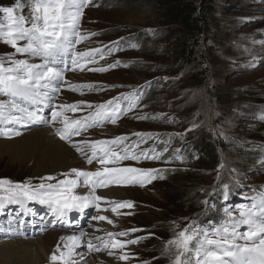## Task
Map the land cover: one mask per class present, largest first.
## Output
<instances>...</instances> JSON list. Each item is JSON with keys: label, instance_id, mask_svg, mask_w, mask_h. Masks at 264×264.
<instances>
[{"label": "rangeland", "instance_id": "1", "mask_svg": "<svg viewBox=\"0 0 264 264\" xmlns=\"http://www.w3.org/2000/svg\"><path fill=\"white\" fill-rule=\"evenodd\" d=\"M137 2L93 0L83 19V33L86 36L90 33L96 35L89 36L82 45L90 50L119 42L121 50L107 56V60H101L99 68L117 60L123 63L104 72L88 70L96 66H89L81 73L71 72L66 76L69 83H94L95 91L82 90L83 95L80 91H63L59 104L87 101L98 105L115 93L130 92L147 82L142 91L144 101L138 110L125 116L117 126L94 130L90 139L106 140L113 135L126 136L137 132L151 134L153 141H163L170 147L167 161L170 153L178 149H182V158L196 161L204 136L211 143L221 142L223 146L216 148L219 163L202 171L204 195L200 189L198 196L203 203L204 196L206 199L210 197L212 189L215 195L212 210L224 211L230 206L221 202V199L224 200L223 185H230L228 196L243 194L264 185V120L259 118L264 114V43H259L264 41V0H215L208 32L199 40L204 56L197 58V69L186 65L178 57V38L183 33L180 27L161 24L155 8L136 11ZM15 3V0H0V6ZM100 35L105 36L100 38ZM142 51L151 53L152 58L144 57ZM6 52H10L9 47L0 43V54ZM147 67L150 72H145ZM192 76H197V79ZM200 77H205V81ZM149 82H152L150 86ZM100 88L104 90H97ZM86 110L85 107L82 111ZM145 116L147 119L138 118ZM11 139L13 137L0 135V179L37 184L42 177L50 176L37 177L31 174L28 166L19 165V160L12 161L5 151L6 143L12 142ZM79 159L84 164L80 156ZM171 161L149 167L172 168L174 164ZM222 163L226 165L224 168L220 167ZM138 164L133 166L127 162L124 166L147 168L145 162ZM63 174L68 172H59L53 177L62 179ZM115 188L128 189L130 198L116 199L132 201L134 207L118 209L112 214L108 218L111 221L114 219L110 228L117 231L148 228V231L132 232L125 240L135 239L138 235L146 236L138 244L127 246L126 250H132L129 254L131 258L123 262L145 259L146 264H169V259L162 252L166 242L178 230L176 224L183 229L197 214L199 207L193 213L190 209L181 210L180 206L173 205L169 211L180 212L182 218L168 219L165 214L170 202L162 182L156 180L145 186L132 184ZM202 203L199 214L206 205L202 206ZM151 240L157 242L155 247H150ZM57 245L60 247V243H55L53 250L56 251ZM89 260L94 262L91 258Z\"/></svg>", "mask_w": 264, "mask_h": 264}, {"label": "snow or ice", "instance_id": "2", "mask_svg": "<svg viewBox=\"0 0 264 264\" xmlns=\"http://www.w3.org/2000/svg\"><path fill=\"white\" fill-rule=\"evenodd\" d=\"M93 5V0H31L30 17L24 15L25 5L22 0H16L13 6H0V43L10 47L13 51L0 54V96L7 100H0V135L6 138L20 136L21 132L13 125L29 126L32 123H57L61 125L55 129V135L60 140L69 143L76 152L86 157L89 165L95 161L100 165L94 171L73 168L70 173L75 178H69L64 174V179L56 180L55 183L46 181L55 180V177H42L41 183L33 185L28 183H14L6 179H0V210L8 205H18L25 209L24 215L32 213L33 219L28 221L22 219L18 214L14 218L16 227L11 224L4 231L8 238L13 234L23 232V225L31 223L38 226V231H44L49 225H63L64 220L70 213L89 215L86 210L95 208L100 211V201L104 200L96 195L99 187L110 185L129 186L139 184L145 186L157 179H163V173L168 169L139 168L132 166H109L119 165L123 160L139 162L143 160H159L161 153L155 149H144L137 155L132 151L139 144L131 146L125 144L127 136H117L110 140H80L73 141V137L81 136L90 128H94L108 121L115 124L117 119L128 111L135 109L140 102L142 92L121 93L117 97L93 105L87 101H78L73 104H53L57 93L67 81L64 77L66 70L75 71L79 68L85 70L86 64L96 63L97 53L103 49H90L87 51H76V45L88 39L80 28L85 8ZM19 10L20 14L17 15ZM120 51L119 42H113ZM259 43H264L261 41ZM132 47H137L133 45ZM109 49V54H111ZM23 58H17V57ZM103 58V56H101ZM39 59L40 63L35 60ZM69 62L71 68L69 69ZM117 60L115 63L101 68H89V71L104 72L122 64ZM127 66V65H125ZM167 80V78H164ZM152 82H149V86ZM71 91L83 89L93 90L95 85H68ZM103 91V88L97 89ZM32 104H44L51 108V121L36 119L38 114L29 106ZM87 107L90 111L87 115L78 119L70 118L65 113H75ZM7 110V115L5 111ZM147 119V117H138ZM264 120V114L259 117ZM137 137H151V134L133 133ZM146 142V140L144 141ZM120 145L124 147L117 148ZM84 147L91 150L88 155ZM167 151V149H165ZM182 149H178L179 153ZM226 165L222 163L221 168ZM235 171V170H233ZM238 179V177H237ZM81 180L84 186L90 188L87 195H78L77 187ZM224 199L227 200L230 185L225 184ZM214 193H211L212 195ZM113 213L118 209L132 208V201H111ZM206 205L210 201H204ZM47 206L51 219L39 217L32 205ZM215 207V205H213ZM239 217L233 215L230 208L224 210L226 219L219 223L215 220L208 221V227L202 225L198 220H191L183 229H176L171 239L166 242L163 255L169 259V264H264V197L257 204L251 200L244 208H239ZM130 214V213H129ZM92 220H108L103 215L91 216ZM187 219V218H184ZM69 223H72L70 220ZM141 231L132 228L120 233H107L109 240H103L102 247H97L91 240L87 241L88 252H99L111 247L112 249L124 250L130 244H138L143 237H137L127 241L115 239L116 236H127L131 232ZM86 234L80 231L79 235L73 234L61 237L64 241L63 250L57 246L56 251L50 256L52 264H78L74 259L80 256L84 259V253L77 251L84 246L82 237ZM100 240V237H96ZM195 243V247L193 244ZM109 255H112L109 252ZM131 257L128 253L119 256L122 261Z\"/></svg>", "mask_w": 264, "mask_h": 264}, {"label": "trees", "instance_id": "3", "mask_svg": "<svg viewBox=\"0 0 264 264\" xmlns=\"http://www.w3.org/2000/svg\"><path fill=\"white\" fill-rule=\"evenodd\" d=\"M24 1V0H23ZM137 9L136 11H145V10H156L158 15V21L164 25H177L180 27L182 35L179 40V47L176 52L178 57L188 66L197 69L198 60L197 58L203 57L204 51L200 50L199 40L200 37L205 35L208 32L211 15L214 11L215 0H137ZM130 4V3H129ZM105 35H100V38H103ZM121 48V45H118ZM117 45L111 47V52L116 53ZM115 50V51H113ZM102 53L109 55V49L104 50ZM144 57H151V53H146L142 51ZM145 72H150V69L147 67L144 69ZM206 77V76H205ZM205 77H200V80L205 81ZM192 78L197 79V76H192ZM199 81V80H198ZM141 89V87L139 88ZM140 90L139 92H141ZM134 110V109H133ZM223 146L219 141H214L211 143L208 141V137L204 136V139L201 140L199 144V151L197 155V160L193 161L190 158H182V155L176 154L174 159L177 161L182 159L185 160L184 163L175 162L174 159H171L172 168L169 167H159L158 169H168L167 172L163 173V179H157L159 182H162L166 190V196H168L169 204L168 211L166 212V217L169 218H182L180 212H170L169 209L173 205L180 206V209H190L193 213L202 209L198 193L201 189L203 194V185L204 180L202 171L204 169H209L215 167L219 163V156L216 152V148ZM155 144H151L148 149H155ZM162 154V151H159ZM181 156V157H180ZM180 158V159H179ZM154 161V160H150ZM162 163H165L166 157L164 154L161 155L159 159ZM155 163H150L147 165L154 166ZM192 190L190 191V189ZM204 195V194H203ZM204 203H202L203 206ZM150 247H155L157 242H150ZM153 243V244H152Z\"/></svg>", "mask_w": 264, "mask_h": 264}, {"label": "bare ground", "instance_id": "4", "mask_svg": "<svg viewBox=\"0 0 264 264\" xmlns=\"http://www.w3.org/2000/svg\"><path fill=\"white\" fill-rule=\"evenodd\" d=\"M11 141L6 143L8 144L6 153L12 161L19 160V165L28 166L31 174L33 173L37 177L68 172L71 175L69 178H71L74 175L70 173V169H85L84 164L72 148L56 138L48 127L23 132ZM127 190L113 187L105 192V196L128 199L130 194L127 193ZM105 226L109 228L108 225ZM61 235L66 236L68 233L50 232L37 239L1 242L0 264H45L48 262L49 254L53 251L55 243H60ZM81 252L84 253V259L81 260L80 256L74 257L78 264H96L89 260L85 251Z\"/></svg>", "mask_w": 264, "mask_h": 264}]
</instances>
